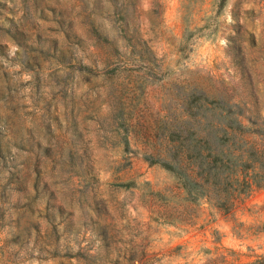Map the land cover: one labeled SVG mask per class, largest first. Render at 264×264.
Masks as SVG:
<instances>
[{
	"label": "rangeland",
	"instance_id": "1",
	"mask_svg": "<svg viewBox=\"0 0 264 264\" xmlns=\"http://www.w3.org/2000/svg\"><path fill=\"white\" fill-rule=\"evenodd\" d=\"M234 139L264 149V0H0V264H252L264 187L226 211L149 161Z\"/></svg>",
	"mask_w": 264,
	"mask_h": 264
},
{
	"label": "trees",
	"instance_id": "2",
	"mask_svg": "<svg viewBox=\"0 0 264 264\" xmlns=\"http://www.w3.org/2000/svg\"><path fill=\"white\" fill-rule=\"evenodd\" d=\"M223 125L226 134L230 129L247 131L241 122L227 119ZM189 144L191 152L187 158L188 165L192 167L190 172L183 169L178 160L170 163L149 158V161L160 163L175 173L192 199L208 197L218 207L230 211L237 195L249 194L254 189L264 187V149L257 143L234 139L224 143L226 148L219 153L210 152L208 155L201 152L203 141L193 140ZM252 264H264V257Z\"/></svg>",
	"mask_w": 264,
	"mask_h": 264
}]
</instances>
